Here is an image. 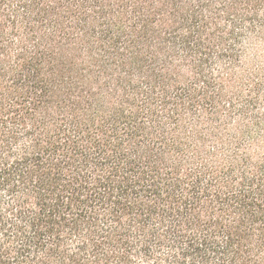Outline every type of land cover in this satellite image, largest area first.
I'll use <instances>...</instances> for the list:
<instances>
[{
    "label": "trees",
    "instance_id": "1",
    "mask_svg": "<svg viewBox=\"0 0 264 264\" xmlns=\"http://www.w3.org/2000/svg\"><path fill=\"white\" fill-rule=\"evenodd\" d=\"M0 264H264V0H0Z\"/></svg>",
    "mask_w": 264,
    "mask_h": 264
}]
</instances>
